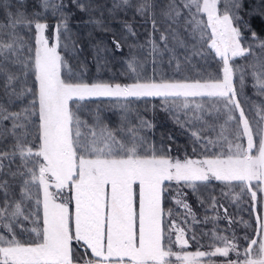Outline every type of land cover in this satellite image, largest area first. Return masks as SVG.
<instances>
[{
    "label": "snow or ice",
    "instance_id": "6c2138e0",
    "mask_svg": "<svg viewBox=\"0 0 264 264\" xmlns=\"http://www.w3.org/2000/svg\"><path fill=\"white\" fill-rule=\"evenodd\" d=\"M19 2L23 4V0ZM72 3L81 11L105 8L79 0ZM42 4L61 16L55 25L54 43L44 35L46 22L28 20L19 9L8 12V24L0 23V75L7 103L30 97L19 111H9L0 103V137L11 135L15 141L10 150L0 151V174L8 177L0 178V264H212L211 257L228 258L230 253L236 259H225L223 264H264V215L257 214L253 237H244L247 246L242 250L233 233L231 238L214 235V243L209 245L212 251H189L185 249L189 240L184 228L166 230L162 206L165 184L173 181L178 185L183 182L194 193L198 184L213 180L229 186L236 182L241 192L250 193L252 201L264 202V195L258 197L264 194V124L258 122L253 128L239 98L246 74L252 77L257 93L264 95V59L256 57L247 65L249 71L235 64L236 58L253 55V46L244 43L248 39L245 31L264 51V40L251 24L252 18H264V10L246 11L245 0H168L161 11L168 29L159 37L165 49L171 51L170 36L180 46L189 47L178 31L183 21L184 32L193 41L192 54L218 58L217 73L182 79L155 74L146 77L133 58L127 61L130 82L112 83L89 82L72 72L61 53L62 47L68 49L60 39L61 31H68L69 15L62 11L67 5L63 0H42ZM3 6L12 7L10 0H4ZM125 6L135 7L142 17L155 16L153 0H141L135 6L131 0H112V7L106 10L115 19ZM100 14L103 17V11ZM90 22L98 27L104 24L102 18ZM123 23L134 35L131 24ZM151 23L157 31L154 18ZM33 24L39 33L35 48L17 31L21 25ZM150 42L157 52L155 40ZM113 44L117 50L121 48L118 40ZM176 66L179 70L178 60ZM12 67L18 70L12 71ZM139 68L142 70V65ZM29 75L34 78L32 87L27 84ZM92 97L122 101L160 98L164 110L172 112L181 127L189 126L191 137L202 144L205 154L197 159L169 155V150L157 148L140 134L141 129L153 127L144 119L139 126L128 127L125 138L101 124L99 117L88 125L79 115L80 101ZM206 99L213 103L205 104ZM119 106L127 113L126 103ZM181 113L186 117L183 122ZM221 115L224 122L218 126L208 119ZM126 119L125 114L122 120ZM6 120L12 122L11 129L3 127ZM192 121L203 127L192 130ZM33 128L34 133L30 131ZM205 130L216 131V138L202 135ZM17 157L20 164L13 171L11 165ZM18 178L16 199L9 179ZM176 202L191 214L187 203ZM30 204L35 208L28 207ZM167 215L171 216V210ZM29 220L33 225L42 220V226L24 229L21 221ZM17 228L20 236L29 232L30 238L21 239ZM191 239L195 240V235ZM74 241L82 242L94 258L77 257Z\"/></svg>",
    "mask_w": 264,
    "mask_h": 264
},
{
    "label": "trees",
    "instance_id": "16d2710c",
    "mask_svg": "<svg viewBox=\"0 0 264 264\" xmlns=\"http://www.w3.org/2000/svg\"><path fill=\"white\" fill-rule=\"evenodd\" d=\"M53 2H58V0H53ZM79 2L86 5L91 3L105 6V8L97 11H81L72 3V0H63V3L67 6L62 11L69 15V20L68 31L65 33L62 30L60 39L62 45L64 43L68 44V49L64 50L62 47L61 53L72 72L80 74L83 79L89 82L94 80L112 83L130 82L129 77L131 74L127 68V61L133 58L137 62L138 70L146 77L155 74L158 77L182 79L185 76L199 78L198 74L207 76L209 73H217L219 68L218 58L213 55L200 57L192 54L191 44L193 41L188 39L184 32L183 21H181L178 31L189 47L180 46L172 41L170 36L168 48L171 51L165 49V45L160 41L159 37L161 32H165L168 29V21L161 14L168 0H153L154 17L150 15L142 17L136 12L135 7L125 6L123 11L117 12L115 19L106 10L112 7V0H79ZM140 2L141 0H131L133 6L138 5ZM3 3L4 0H0V23L8 24L10 22L7 15L8 12L15 13L19 9L25 13L28 20L46 22L48 28L45 30L44 35L48 38L49 43L55 42V25L61 20L59 11L54 13L52 8L45 10L42 0H23V4L19 0H10L12 5L10 8H5ZM252 9L264 10V2L262 0H245V10L251 11ZM101 11H103V17H101ZM37 13L39 15H36ZM93 18H102L104 24L101 27L94 25L90 22ZM153 18L156 20L157 31H154L152 27L151 20ZM246 18L247 16H245ZM123 22L131 24L134 35L128 32ZM251 24L252 30L256 31L260 38H264V18L259 16L252 18ZM172 27L175 28L177 26L173 25ZM17 31L25 37L32 48L36 47L39 33L35 29L34 24L31 27L21 25ZM114 39L121 44L119 50L113 44ZM153 39L158 46L157 52L152 50L150 41ZM249 44L253 46V55L235 59V64L245 66L246 71H249L247 65L254 63L256 57L264 58V51L256 46L258 42L252 40L251 36ZM177 60L180 64L179 70H177L176 66ZM140 65H142V70L139 68ZM11 70L15 72L18 69L12 67ZM33 79L29 75L27 80L29 87L33 86ZM245 80L246 86L240 92L239 98L245 109V114L255 129L257 123L261 120L260 114H262V111L260 108L264 106V99L252 87V77L246 74ZM3 85L4 77L0 75V103H4L9 111H19L27 105L30 97L8 105ZM16 87L19 90L21 84L18 83ZM121 103L127 104V113L119 106ZM162 103L160 98H129L127 101H122L116 98L92 97L80 101L79 115L88 125H93L96 118L99 117L101 124L115 130L120 138H125L128 127L139 126L141 119L150 121L153 127L141 129L140 134L148 141L154 142L157 148L162 146L164 149L169 150V155L181 159L185 155L194 159L200 158L205 154L202 151V144L193 140L189 126L181 127L174 119L173 113L164 110ZM125 114L127 119L122 120ZM179 119L183 122L186 117L181 113L179 114ZM208 119L214 125L219 123L218 121L215 122L211 117ZM33 120L35 122V118ZM11 123L10 120H6L3 122V127L11 129ZM201 127L203 125L199 122H191L192 130H197ZM121 129L124 131H121ZM84 130L86 131V129ZM30 131L34 133L35 129H30ZM202 135L215 139L216 131L205 130ZM14 142L11 135L0 137V151L10 150ZM194 147L196 152H193ZM216 150V148H211V151ZM5 163L7 164V161ZM19 164L20 159L17 157L11 165L12 170H16V166ZM4 172H8L7 167ZM0 178L8 179L3 174H0ZM9 183L13 185L12 192L15 198L19 199V178L16 181L9 179ZM253 183L255 184V182ZM165 189L162 206L166 213L164 216L166 230H174L177 227L184 228L186 238L189 240L185 249L189 251H212L214 249L210 248L209 245L214 243V235L229 236L231 238L233 233L237 238L236 242L242 250L247 246L244 237H253L254 229L257 227V214L263 215L264 213V202L252 201L250 193L241 192V187L236 182L229 186L225 182L213 180L208 184H198L197 191L194 193L183 182L178 185L173 181L171 183L166 182ZM237 193L240 195L239 199L236 198ZM260 195L264 194H258V197ZM2 199L3 193L0 192V200ZM177 200L187 203L192 209L191 214L187 212L183 204H177ZM28 207L35 208V205L30 204ZM225 209H227L226 213ZM169 210H171V216L167 215ZM39 215L42 217V208ZM21 223L24 229L42 226V220L39 225H33L31 220L21 221ZM20 231L17 228L18 236H20ZM193 235L196 237L195 240L191 239ZM30 236L29 232H25L20 238L27 239ZM178 249L179 245H175L174 250ZM80 258L93 259L94 257L88 251L87 256L81 254ZM208 259L205 258L206 261ZM210 259L212 264H223L225 259H236V256L230 253L228 258L215 256Z\"/></svg>",
    "mask_w": 264,
    "mask_h": 264
},
{
    "label": "rangeland",
    "instance_id": "374dc122",
    "mask_svg": "<svg viewBox=\"0 0 264 264\" xmlns=\"http://www.w3.org/2000/svg\"><path fill=\"white\" fill-rule=\"evenodd\" d=\"M262 59H264L263 57H261ZM262 97H263V99H264V95H261ZM205 104H211V103H213V101H207V100H205V101H203ZM242 105V107H243V104H241ZM260 110L262 111L261 113L262 114H260L261 115V117L262 116H264V106L262 107V108H260ZM212 118V117H211ZM261 119V118H260ZM213 120L215 121V122H219L218 123V125L219 124H222L223 122H224V116L223 115H221L218 119L217 118H213ZM259 123H261V124H264V121H262V120H260L259 121ZM217 125V126H218ZM233 127H234V125H233ZM263 215H264V213H263ZM73 250H74V254L76 255V256H78V257H80V255L82 254V255H84V256H87L88 255V251H90L91 252V250L90 249H86L85 248V246H83V243L82 242H80L79 244L77 243V242H73ZM92 254V253H91Z\"/></svg>",
    "mask_w": 264,
    "mask_h": 264
},
{
    "label": "flooded vegetation",
    "instance_id": "af4514ba",
    "mask_svg": "<svg viewBox=\"0 0 264 264\" xmlns=\"http://www.w3.org/2000/svg\"><path fill=\"white\" fill-rule=\"evenodd\" d=\"M246 19H250L248 16ZM246 37H248V39L245 40V44H249L250 41V33L249 32H245ZM261 40H264V38L262 37Z\"/></svg>",
    "mask_w": 264,
    "mask_h": 264
}]
</instances>
